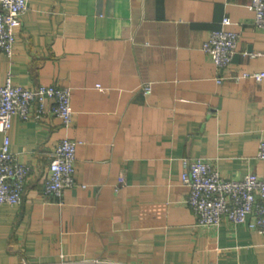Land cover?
Here are the masks:
<instances>
[{"label": "crops", "instance_id": "obj_1", "mask_svg": "<svg viewBox=\"0 0 264 264\" xmlns=\"http://www.w3.org/2000/svg\"><path fill=\"white\" fill-rule=\"evenodd\" d=\"M248 6L29 0L12 58L0 54V87L10 74L25 88H69L73 117L69 128L53 117L11 121L9 150L31 171L20 205L0 208V264H264V236L227 221L197 226L180 180L186 158L226 180L264 178V81L216 84L201 51L228 18L239 35L230 74L264 70V30ZM64 139L78 143L76 185L46 196Z\"/></svg>", "mask_w": 264, "mask_h": 264}, {"label": "built area", "instance_id": "obj_2", "mask_svg": "<svg viewBox=\"0 0 264 264\" xmlns=\"http://www.w3.org/2000/svg\"><path fill=\"white\" fill-rule=\"evenodd\" d=\"M29 0H0V54L7 59L13 56L16 30L27 11ZM253 13V26L264 30V0H249ZM221 29L210 32L201 46L215 68V82L264 81V70L230 74L239 35L225 28L231 25L228 18ZM256 58L258 54H244ZM144 96L151 94V84H143ZM71 90L54 86L21 87L13 84L7 74L0 87V208L20 205L30 167L19 163L9 150L8 131L14 117L21 122H40L46 117L60 120L64 128L72 123ZM78 143L64 139L54 148L47 168L43 194L61 198L63 192L76 185V157ZM257 159L264 161V137L257 148ZM182 185L189 189L185 205L191 210L199 227H217L222 221L233 226L244 225L250 231L264 236V178L254 174L240 180H226L212 163L203 159L186 158L181 161ZM86 186H82L84 189ZM63 259V256H61Z\"/></svg>", "mask_w": 264, "mask_h": 264}]
</instances>
